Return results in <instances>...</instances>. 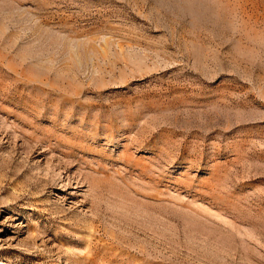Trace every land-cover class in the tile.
I'll use <instances>...</instances> for the list:
<instances>
[{
  "label": "rangeland",
  "instance_id": "rangeland-1",
  "mask_svg": "<svg viewBox=\"0 0 264 264\" xmlns=\"http://www.w3.org/2000/svg\"><path fill=\"white\" fill-rule=\"evenodd\" d=\"M0 264H264V0H0Z\"/></svg>",
  "mask_w": 264,
  "mask_h": 264
}]
</instances>
